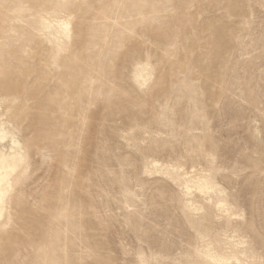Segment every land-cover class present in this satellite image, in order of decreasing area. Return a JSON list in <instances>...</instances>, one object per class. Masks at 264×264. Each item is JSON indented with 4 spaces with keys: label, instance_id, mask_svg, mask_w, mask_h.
I'll return each instance as SVG.
<instances>
[{
    "label": "rangeland",
    "instance_id": "1",
    "mask_svg": "<svg viewBox=\"0 0 264 264\" xmlns=\"http://www.w3.org/2000/svg\"><path fill=\"white\" fill-rule=\"evenodd\" d=\"M0 153V264H264V0H0Z\"/></svg>",
    "mask_w": 264,
    "mask_h": 264
},
{
    "label": "bare ground",
    "instance_id": "2",
    "mask_svg": "<svg viewBox=\"0 0 264 264\" xmlns=\"http://www.w3.org/2000/svg\"><path fill=\"white\" fill-rule=\"evenodd\" d=\"M19 166L13 157L0 153V217L2 216L4 199L11 184L10 174ZM10 189V188H9Z\"/></svg>",
    "mask_w": 264,
    "mask_h": 264
}]
</instances>
